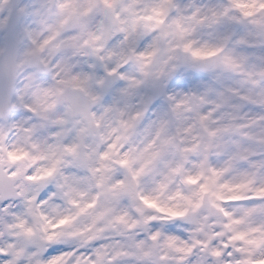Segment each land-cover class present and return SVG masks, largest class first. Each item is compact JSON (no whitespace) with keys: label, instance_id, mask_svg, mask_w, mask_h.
I'll return each mask as SVG.
<instances>
[{"label":"clouds","instance_id":"9594fccd","mask_svg":"<svg viewBox=\"0 0 264 264\" xmlns=\"http://www.w3.org/2000/svg\"><path fill=\"white\" fill-rule=\"evenodd\" d=\"M0 264H264V0H0Z\"/></svg>","mask_w":264,"mask_h":264}]
</instances>
